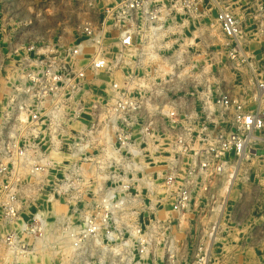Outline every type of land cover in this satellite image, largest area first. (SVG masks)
<instances>
[{"label":"built area","instance_id":"2783aa9c","mask_svg":"<svg viewBox=\"0 0 264 264\" xmlns=\"http://www.w3.org/2000/svg\"><path fill=\"white\" fill-rule=\"evenodd\" d=\"M193 5V0H105L98 18L87 17L70 42L59 36L13 49L8 39L0 44V229L13 257L49 244L50 211H27L34 195L49 189L51 201L58 197L68 204L62 240L77 255L91 247L108 253L121 247L131 257L136 245L145 259L152 233L168 225L161 216L182 214L197 189L205 194L210 179L230 178L264 139V111L227 93L212 101L220 114L214 128L194 134L182 125L171 135L173 111L163 109L169 125L159 127L145 109V97L101 77L110 69L113 47L127 49L147 32L159 33ZM207 6L232 54L239 53L242 27L235 13L218 0ZM105 84L106 98L92 93L93 86L101 90ZM258 89L264 95V81ZM85 97L93 98L90 106ZM151 147L163 158L155 171L147 168ZM54 168L60 176L45 185L44 176ZM40 210L44 217L37 215ZM74 215L81 216L73 224Z\"/></svg>","mask_w":264,"mask_h":264},{"label":"rangeland","instance_id":"374dc122","mask_svg":"<svg viewBox=\"0 0 264 264\" xmlns=\"http://www.w3.org/2000/svg\"><path fill=\"white\" fill-rule=\"evenodd\" d=\"M193 1L197 5L177 13L156 35L147 32L127 49L113 47L108 55L110 69L101 74L107 84L109 79H116L130 93L145 97V109L155 115L159 127L169 125L161 117L163 109L173 111L176 124L169 125L173 128L171 135L182 125L194 134L202 127L214 128L220 114L212 101L223 93L238 98L249 109L264 111V95L257 98L258 84L264 81V0H218L241 22L242 36L236 44L240 49L235 54L209 12L208 0ZM104 2L0 0V44L8 39L13 49L28 41L59 36L70 42L87 17L98 18ZM91 90L103 98L110 95L106 84L101 90L96 86ZM92 101L85 97L87 106ZM156 149L149 150L152 160L146 158L149 171L158 169L163 159ZM252 152L236 166L234 176L210 179L205 194L197 189L182 214L164 213L161 217L169 220L168 225L152 233L153 246L145 259L137 254L136 245L131 247V257L121 247L111 253L91 247L88 254L77 255L66 239L62 240L61 226L69 214L68 204L58 197L51 201L47 197L49 189H44L34 195L35 201L27 211H50L47 216L54 227L47 231L49 244L38 243L35 251L16 261L21 255L13 257L7 251L0 229V264H264V139ZM57 176L58 169H50L44 184H51ZM27 215L25 212L24 217ZM80 216H72V223H78ZM142 219L143 215L141 223Z\"/></svg>","mask_w":264,"mask_h":264},{"label":"bare ground","instance_id":"6f19581e","mask_svg":"<svg viewBox=\"0 0 264 264\" xmlns=\"http://www.w3.org/2000/svg\"><path fill=\"white\" fill-rule=\"evenodd\" d=\"M154 35H156V33H155ZM89 49H90V48H89ZM89 49H88L87 51H89ZM130 53H131V52H130ZM258 93H259V94H257V98H260V94H261L262 92H261V91H258ZM234 174H235V173H234ZM234 174H233L232 176H234ZM217 207H219V206H217ZM217 207H215V210H217ZM41 214H42L43 217L45 216V212L40 210V211L38 212L37 215H41ZM43 221H44V220H43ZM65 241H67V245H68V246H71L68 240H65ZM65 241H64V242H65ZM63 244H64V243H63ZM24 255H25V254H23V255H21V256H18V258H17L16 261H19L20 258L24 259V258L26 257V256L24 257Z\"/></svg>","mask_w":264,"mask_h":264}]
</instances>
